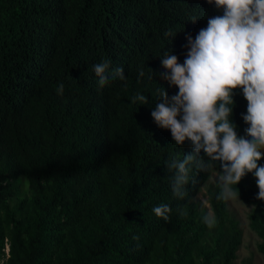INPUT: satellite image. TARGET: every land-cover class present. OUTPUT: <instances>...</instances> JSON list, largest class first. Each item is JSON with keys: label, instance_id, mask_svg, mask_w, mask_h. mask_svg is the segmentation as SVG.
Listing matches in <instances>:
<instances>
[{"label": "trees", "instance_id": "obj_1", "mask_svg": "<svg viewBox=\"0 0 264 264\" xmlns=\"http://www.w3.org/2000/svg\"><path fill=\"white\" fill-rule=\"evenodd\" d=\"M222 14L207 0H0L3 264H195L206 224L194 199L219 165L201 170L193 161L195 182L177 198L167 165L193 148L190 141L176 145L151 111L159 87L169 98L178 93L163 79L165 52L183 64L186 37L195 39ZM103 60L122 67L125 79L111 78L110 69L101 87L92 68ZM137 93L147 104L132 102ZM233 101L230 119L243 137L242 90ZM236 187L257 207L254 227L264 237V201L256 199L253 174ZM220 190L216 183L208 194L215 228L230 233L231 262L241 232L217 199ZM160 204L171 208L167 222L152 211Z\"/></svg>", "mask_w": 264, "mask_h": 264}, {"label": "clouds", "instance_id": "obj_2", "mask_svg": "<svg viewBox=\"0 0 264 264\" xmlns=\"http://www.w3.org/2000/svg\"><path fill=\"white\" fill-rule=\"evenodd\" d=\"M207 3L223 14L209 18L195 39L186 37L188 51L183 64L175 54L165 52L161 59L163 79L176 86L178 93L169 98L159 87L160 99L151 111L156 126L170 130L176 145L190 141L193 148L194 154L167 165L174 170L172 191L177 198L185 196L186 186L195 182L190 178V165L196 161L201 170L219 165L218 200L239 199L236 186L251 173L259 190L256 199L264 201V166L258 164L264 158V0ZM110 69L111 78L125 79L122 67L112 69L111 62L103 60L92 68L101 87L109 82ZM144 74L139 71V76ZM64 90V84H58L57 94L63 95ZM236 90H242L247 101L242 119L248 127L243 137L238 136L230 119ZM132 102L144 105L148 101L137 93ZM201 151L207 160L200 158ZM152 211L158 219L169 220V205L160 204ZM204 223L212 227L215 217L206 215Z\"/></svg>", "mask_w": 264, "mask_h": 264}, {"label": "rangeland", "instance_id": "obj_3", "mask_svg": "<svg viewBox=\"0 0 264 264\" xmlns=\"http://www.w3.org/2000/svg\"><path fill=\"white\" fill-rule=\"evenodd\" d=\"M218 174H212L194 199V202L201 206L203 217L209 214L215 217L208 190L216 185ZM225 204L229 217L235 221L241 232V243L235 252V258L231 262H227L226 259L230 239L228 230L221 231L214 225L212 227L206 225L204 239L193 253L195 264H264V237L256 230L253 222V215L257 207L255 204L243 200L240 195L239 199L225 201ZM225 227L228 228V226ZM69 244L71 246V241ZM6 248L8 253V246ZM0 264L3 262L0 261ZM148 264H167V262L164 258H160L154 259Z\"/></svg>", "mask_w": 264, "mask_h": 264}]
</instances>
